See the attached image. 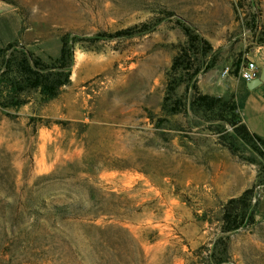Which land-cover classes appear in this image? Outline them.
<instances>
[{
  "label": "rangeland",
  "instance_id": "1",
  "mask_svg": "<svg viewBox=\"0 0 264 264\" xmlns=\"http://www.w3.org/2000/svg\"><path fill=\"white\" fill-rule=\"evenodd\" d=\"M0 19V48L44 62L61 36L76 40L53 100L30 92L10 106L0 87V264H264V220L219 233L231 195L252 189L256 209L264 160L213 122L160 107L185 42L176 20L210 46L196 86L214 96L222 71L233 79L230 64L264 46V0H0Z\"/></svg>",
  "mask_w": 264,
  "mask_h": 264
},
{
  "label": "trees",
  "instance_id": "2",
  "mask_svg": "<svg viewBox=\"0 0 264 264\" xmlns=\"http://www.w3.org/2000/svg\"><path fill=\"white\" fill-rule=\"evenodd\" d=\"M173 16L172 13H167L165 17L169 19ZM176 23L185 37V42L177 47L171 65L166 71L161 110L167 118L191 114L202 122H213L212 124L221 127V130L219 128L216 130L219 137L223 132L235 141L254 147L256 153L264 160V141L251 133L243 123L234 93L217 97L203 94L198 90L197 76L213 65L210 62L211 48L190 24L182 19H177ZM148 30L149 28L144 26L141 30L126 29L114 34H100L98 37L126 38ZM60 43L58 57L50 58L48 62L31 53L13 49L14 43H8L4 48H0V87L4 92L2 99L7 101L8 105H23L25 101L21 96L30 92L36 93L43 103H47L57 97L61 88L69 84L76 40L63 35ZM243 64L240 59L232 62L231 74L238 77ZM228 149L232 150V147L228 146ZM253 197V190L246 189L240 196L230 198L222 206L220 234L227 236L254 223L255 204L251 203ZM225 262L222 258L216 262L209 259V264Z\"/></svg>",
  "mask_w": 264,
  "mask_h": 264
},
{
  "label": "crops",
  "instance_id": "3",
  "mask_svg": "<svg viewBox=\"0 0 264 264\" xmlns=\"http://www.w3.org/2000/svg\"><path fill=\"white\" fill-rule=\"evenodd\" d=\"M15 15V23H13V30L15 32L18 31L19 27L17 28V18L15 12H11ZM7 23L6 20L0 19V27H6ZM250 62H253L257 69L258 75L262 67H264V46L258 47L255 53L252 56ZM222 74V73H221ZM221 79L223 82L222 88H219L215 93L212 95L214 96H223L226 93H237L235 96V101L238 106V112L242 118L243 123L249 129L251 133L256 134L259 138L264 141V83L260 86L249 90L246 87L247 82L240 79L239 77L228 78L227 76H222ZM231 81V90L228 89V84L225 83L226 81ZM221 85V84H220ZM220 87V86H219ZM263 194L264 189L261 193V198H259L258 203L256 205V209L254 211L255 217L258 220H264V203H263ZM240 193L236 195H231V198H235L239 196Z\"/></svg>",
  "mask_w": 264,
  "mask_h": 264
},
{
  "label": "built area",
  "instance_id": "4",
  "mask_svg": "<svg viewBox=\"0 0 264 264\" xmlns=\"http://www.w3.org/2000/svg\"><path fill=\"white\" fill-rule=\"evenodd\" d=\"M228 71L229 69L228 68H225L223 71H222V76H227L228 75ZM238 77L246 82L248 81H251L255 78L258 77V69L256 67V65L253 63V62H246L244 63L240 70H239V75ZM256 196L257 195H254L253 197V201L256 202Z\"/></svg>",
  "mask_w": 264,
  "mask_h": 264
},
{
  "label": "water",
  "instance_id": "5",
  "mask_svg": "<svg viewBox=\"0 0 264 264\" xmlns=\"http://www.w3.org/2000/svg\"><path fill=\"white\" fill-rule=\"evenodd\" d=\"M263 83H264V67L261 68L260 73H259L257 78L247 82L246 87L249 90H252V89L260 86Z\"/></svg>",
  "mask_w": 264,
  "mask_h": 264
}]
</instances>
